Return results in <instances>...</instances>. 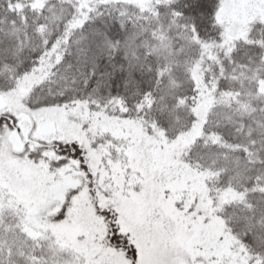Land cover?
Here are the masks:
<instances>
[{"label": "trees", "instance_id": "16d2710c", "mask_svg": "<svg viewBox=\"0 0 264 264\" xmlns=\"http://www.w3.org/2000/svg\"><path fill=\"white\" fill-rule=\"evenodd\" d=\"M27 75L40 80L21 97L27 110L83 105L96 139L111 125L183 139L180 172L197 177L244 264H264V0H0V96ZM37 143L10 156L44 164L63 188L32 216L34 232L63 224L81 196L102 224L97 248L137 264L81 142ZM7 175L0 166V264H25L1 253L38 243Z\"/></svg>", "mask_w": 264, "mask_h": 264}, {"label": "rangeland", "instance_id": "374dc122", "mask_svg": "<svg viewBox=\"0 0 264 264\" xmlns=\"http://www.w3.org/2000/svg\"><path fill=\"white\" fill-rule=\"evenodd\" d=\"M38 80L27 75L12 91L0 96V112L16 120L26 114L32 121V142H49L56 137L81 142L91 159L98 202L115 207L121 233L136 247L137 264H244V253L197 188V177L180 172L178 153L185 148L183 139L168 143L146 137L133 125H111L104 140L96 139L90 133L89 113L83 105L37 111L25 108L21 97L27 100L26 90ZM9 135L7 130L0 135V166L13 179L9 191L14 198L10 201L21 205L24 213L29 210L21 229L28 240L38 243L27 247L36 249L31 251L13 239L3 243L1 253L18 256L25 264H127L122 256L97 248L102 224L87 207V198L77 197L63 224L44 229L48 234L34 232L32 216L63 185L53 184L54 177L48 175L44 164L30 165L25 159L10 156Z\"/></svg>", "mask_w": 264, "mask_h": 264}, {"label": "water", "instance_id": "95a60500", "mask_svg": "<svg viewBox=\"0 0 264 264\" xmlns=\"http://www.w3.org/2000/svg\"><path fill=\"white\" fill-rule=\"evenodd\" d=\"M31 128V119L26 114H20L18 116V130H15L8 137V143L15 153H21L23 147L28 143Z\"/></svg>", "mask_w": 264, "mask_h": 264}, {"label": "flooded vegetation", "instance_id": "af4514ba", "mask_svg": "<svg viewBox=\"0 0 264 264\" xmlns=\"http://www.w3.org/2000/svg\"><path fill=\"white\" fill-rule=\"evenodd\" d=\"M0 110H1V107H0ZM1 121H3V122H6L7 123V125L5 126V125H2V126H0V133L2 134V131L3 130H7V132L9 133V134H11V133H13L15 130H18V117H17V121L16 122H14L12 119H10L9 117H7V116H3V115H0V122ZM32 122V121H31ZM1 125V124H0ZM32 132V128H31V131H30V134H29V136H28V139H29V141H28V143L26 144V145H28V144H34V145H36V146H39V144L38 143H33L32 142V140H31V133ZM0 134V135H1ZM9 137V136H8ZM7 140H8V138H7ZM25 145V146H26ZM24 146V147H25ZM42 146H44V145H42ZM24 147H23V149H24ZM45 148H48V146H44ZM55 150H57V149H55ZM23 151V150H22ZM14 152V151H13ZM15 153V152H14ZM18 154V153H17Z\"/></svg>", "mask_w": 264, "mask_h": 264}]
</instances>
